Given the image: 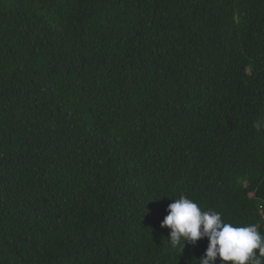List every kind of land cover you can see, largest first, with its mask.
<instances>
[{
    "label": "trees",
    "instance_id": "1",
    "mask_svg": "<svg viewBox=\"0 0 264 264\" xmlns=\"http://www.w3.org/2000/svg\"><path fill=\"white\" fill-rule=\"evenodd\" d=\"M181 196L264 235V0H0V264H199Z\"/></svg>",
    "mask_w": 264,
    "mask_h": 264
},
{
    "label": "clouds",
    "instance_id": "2",
    "mask_svg": "<svg viewBox=\"0 0 264 264\" xmlns=\"http://www.w3.org/2000/svg\"><path fill=\"white\" fill-rule=\"evenodd\" d=\"M161 228L170 229L173 247L195 244L207 238L209 243L199 264H264V235L256 226L237 227L225 222L215 211H202L196 202L181 196L172 199Z\"/></svg>",
    "mask_w": 264,
    "mask_h": 264
}]
</instances>
